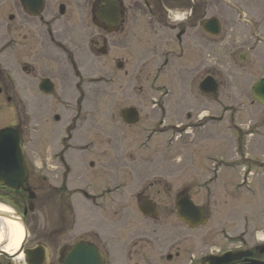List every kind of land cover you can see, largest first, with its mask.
I'll use <instances>...</instances> for the list:
<instances>
[{
  "label": "rangeland",
  "instance_id": "1",
  "mask_svg": "<svg viewBox=\"0 0 264 264\" xmlns=\"http://www.w3.org/2000/svg\"><path fill=\"white\" fill-rule=\"evenodd\" d=\"M251 3L229 0L214 8V15L236 7L247 13L263 35L255 43L264 55V14L255 22L258 13ZM239 23L224 22L223 32L213 39L211 72L219 87L207 97V108L195 103L204 100L199 84L185 93L167 76L171 71L163 74L155 65L139 66L136 61L128 75L102 68L95 85L84 86L89 91L85 95L71 88L67 102L54 100L52 108H39L36 102L39 117L35 106L27 103L24 108L23 103V130L34 142L30 168L46 177L35 183L38 198L30 214L39 218V229L53 230L61 243L79 239L74 225L79 231L97 228L104 242L125 240L149 228L150 219L140 211L144 198L168 211L175 208L178 192L188 191L210 216L196 231L210 232L219 223L241 229L249 223L264 235V106L251 93L264 76V63L239 48L250 29ZM135 36L137 53L154 38L144 28ZM130 106L140 110V121L133 126L121 117ZM19 110L0 111V128L19 122ZM55 113L60 122L54 120ZM80 190L94 196L87 199Z\"/></svg>",
  "mask_w": 264,
  "mask_h": 264
},
{
  "label": "flooded vegetation",
  "instance_id": "2",
  "mask_svg": "<svg viewBox=\"0 0 264 264\" xmlns=\"http://www.w3.org/2000/svg\"><path fill=\"white\" fill-rule=\"evenodd\" d=\"M228 1L222 0L226 4ZM237 1L239 5L252 1L251 6L258 13L253 17L255 22L263 16L264 0ZM222 2L0 0V111L22 110L23 103H26L24 108L28 103L36 107L39 117V108H52L54 100L67 102L71 88L82 95L88 93L84 86H94L102 68L128 75L134 61L139 66L155 65L163 74L171 71L172 75L167 76H173V81L180 83L185 93L189 92L187 87L199 84L204 100L196 99L195 103L207 108L210 103L207 97L211 94L203 93L200 85L208 77L215 78L211 72L213 39L223 32L224 22H242L249 26L239 48L258 55L255 62L264 63L259 44L263 35L257 25L239 7L231 13L221 8L214 15V8L226 6ZM176 16L184 18L177 20ZM213 18L220 24L217 36H213L209 23ZM139 28L149 31L154 38L150 46L137 53L133 39ZM257 40L259 43H255ZM134 53L138 57L134 58ZM239 56H243L244 62L245 52ZM45 112L48 116L52 114ZM19 116V122L4 125L0 130L11 127L18 131L24 146L25 187L15 190L0 183V204L9 208V216L21 222L27 237L19 248H14L7 235L0 239V264H70L68 255L77 244L97 251L100 258L89 254L86 257L91 261L102 259L103 264H264V240L259 239L257 226L248 223L237 229L219 223L212 231L205 232L196 230L208 223L193 227L182 221L178 204L187 201L202 208L207 222L210 220L207 207L194 202L188 191L178 192L175 208H167L168 211L160 209L152 198H144L146 209L152 212L146 216L150 219L146 224L149 228L144 227L132 238L104 242L97 228L79 231L74 225L72 232H78L79 239L72 243L64 239L61 243L56 232L39 229V218L30 216L38 198L35 183L46 181V177L31 171L30 162L35 163L31 149L34 142L23 130L21 112ZM53 118L56 122L62 120L59 113L53 114ZM69 129L72 131L70 124ZM80 191L87 199L94 196ZM62 200L64 203V196ZM170 215L175 216V223ZM120 220L122 223L123 219Z\"/></svg>",
  "mask_w": 264,
  "mask_h": 264
},
{
  "label": "water",
  "instance_id": "3",
  "mask_svg": "<svg viewBox=\"0 0 264 264\" xmlns=\"http://www.w3.org/2000/svg\"><path fill=\"white\" fill-rule=\"evenodd\" d=\"M210 25L213 29V34L219 33V23L217 19H212ZM201 89L206 93H215L218 90V85L214 78L208 77L201 84ZM252 96L254 100L264 106V77L260 78L252 87ZM122 118L128 124H135L139 121V111L135 107L123 109ZM25 159L24 148L21 144L18 131L14 128H4L0 130V183L14 189L24 187L25 181ZM32 208V206H31ZM179 217L181 220L189 223L191 226L202 225L206 223L204 211L187 201L185 204H178ZM141 210L148 214L145 205L141 206ZM0 216L9 217V214L0 211ZM27 231L25 229V238ZM87 254L95 255L100 258V254L95 250H89L85 245L77 244L68 255V263L70 264H100L102 259H94L91 261L86 257ZM103 264V263H102Z\"/></svg>",
  "mask_w": 264,
  "mask_h": 264
},
{
  "label": "bare ground",
  "instance_id": "4",
  "mask_svg": "<svg viewBox=\"0 0 264 264\" xmlns=\"http://www.w3.org/2000/svg\"><path fill=\"white\" fill-rule=\"evenodd\" d=\"M0 211L7 214L9 208L0 204ZM0 231V239H4L7 233V238H9L11 242H13L12 244L13 246H15L14 248H19L21 246L25 234V230L22 224L10 220L9 217L6 218L0 216Z\"/></svg>",
  "mask_w": 264,
  "mask_h": 264
},
{
  "label": "clouds",
  "instance_id": "5",
  "mask_svg": "<svg viewBox=\"0 0 264 264\" xmlns=\"http://www.w3.org/2000/svg\"><path fill=\"white\" fill-rule=\"evenodd\" d=\"M183 18H184L183 16H176L175 17V19H177V20H180V19H183ZM259 239L264 240V235L259 236Z\"/></svg>",
  "mask_w": 264,
  "mask_h": 264
}]
</instances>
